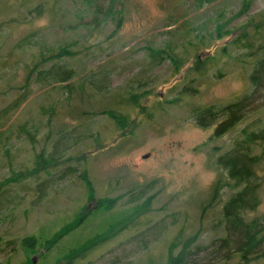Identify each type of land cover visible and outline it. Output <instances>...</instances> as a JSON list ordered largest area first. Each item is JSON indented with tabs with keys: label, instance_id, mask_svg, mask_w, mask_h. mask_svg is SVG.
Wrapping results in <instances>:
<instances>
[{
	"label": "rangeland",
	"instance_id": "rangeland-1",
	"mask_svg": "<svg viewBox=\"0 0 264 264\" xmlns=\"http://www.w3.org/2000/svg\"><path fill=\"white\" fill-rule=\"evenodd\" d=\"M244 34L264 44V0H0V181L20 179L0 193V264H165L177 239L207 245L200 264H264V242L247 263L213 253L227 233L223 206L246 185L228 180L217 160L264 122V98L223 135H214L218 121L200 127L193 118L250 92L264 53L233 45ZM164 46L188 58L179 72L151 62L150 49ZM61 48L75 55L52 60ZM55 63L73 80L37 75ZM132 95L140 108L126 104ZM249 147L258 203L245 219L262 220L264 142ZM41 151L55 166L25 179ZM99 199L111 208L96 210ZM25 237L36 238L34 251L20 246ZM89 241L82 257L65 260Z\"/></svg>",
	"mask_w": 264,
	"mask_h": 264
},
{
	"label": "trees",
	"instance_id": "trees-1",
	"mask_svg": "<svg viewBox=\"0 0 264 264\" xmlns=\"http://www.w3.org/2000/svg\"><path fill=\"white\" fill-rule=\"evenodd\" d=\"M244 10H246V4ZM243 36L244 38L235 40L233 45L238 44L237 47L241 46L250 50L256 45V47L264 53V44L258 43L259 46H257V43L246 38L247 34ZM222 38L219 32H217L215 40H221ZM251 38H253V36ZM74 55L75 54L67 50V48H61L58 53L52 55V60L58 61L63 57H72ZM149 58L152 63L156 64L169 61L176 72H179L185 67L186 63H188V58H186L185 55L177 54L171 46L150 49ZM48 60L49 59L44 58L42 61L47 62ZM42 64L41 66H43ZM192 68L196 73H201L206 70L205 65L199 61L197 56L196 62ZM37 75L51 77L56 83H68L73 80L75 73L72 69L58 66L55 63L48 68H42ZM29 78L30 76L27 80ZM248 80L251 86L248 94L243 95L233 103L227 104L218 113L214 112L212 108L209 107L196 110L193 116L196 124L200 127H208L218 121L214 135H223L239 122L245 120L249 113L248 107L253 104L256 99L264 98V56L252 65ZM138 97L139 96L132 95L128 98L126 104L130 106L135 105L137 108H140ZM259 110H264V104L260 106ZM110 114L117 125L122 127L125 118L121 117L118 112H111ZM256 127L257 129H255ZM242 136L243 140L236 141L233 148L217 160L218 166L226 171V178L228 180L235 181L237 184L244 182L246 185L223 206L222 213L226 222L227 233L225 237L219 239V245L214 249L213 253L218 254L219 257L224 260L230 259L231 255H237L244 263H247L253 257H258L260 254V246L264 242V218L262 220L253 219L250 221L245 219L247 211L255 209L258 203L256 190L248 184L254 177L252 165L255 160L250 155L251 148L249 146L259 141L264 142V122L259 119L254 126L250 125L244 129ZM55 163L56 161L51 155L44 156V151H41L36 159H34V167L26 172L25 179L39 176L42 172L47 173L55 166L53 165ZM81 178L82 181L89 186L90 182L87 178V174L83 173ZM19 180L0 181V193H2L7 184L17 183ZM217 181L220 183L219 180ZM219 183L215 182L213 185V197H215V194H217L221 186V184L218 186ZM106 200L107 199H99L98 204L96 203V210H108L111 208V201ZM83 219L84 215H80L76 221L71 222V225L67 229L59 231L52 240H47L45 244L42 245L45 251L48 252L54 248V245L58 241L85 221ZM91 241L80 247L69 250L64 257L65 260L71 262L74 259L82 257L91 248V245L98 240L93 244H91ZM193 243V239L183 241L178 239L175 240V242L169 246L168 257L165 264H200V261L197 260L196 257L203 251H206L208 247L202 244L192 247ZM20 246L25 252L34 251L37 247V240L35 237H25L20 241Z\"/></svg>",
	"mask_w": 264,
	"mask_h": 264
}]
</instances>
